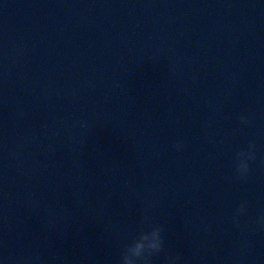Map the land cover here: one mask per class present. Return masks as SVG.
I'll return each instance as SVG.
<instances>
[{
	"label": "water",
	"instance_id": "water-1",
	"mask_svg": "<svg viewBox=\"0 0 264 264\" xmlns=\"http://www.w3.org/2000/svg\"><path fill=\"white\" fill-rule=\"evenodd\" d=\"M145 216L151 264H264V0H0V264H119Z\"/></svg>",
	"mask_w": 264,
	"mask_h": 264
},
{
	"label": "clouds",
	"instance_id": "clouds-1",
	"mask_svg": "<svg viewBox=\"0 0 264 264\" xmlns=\"http://www.w3.org/2000/svg\"><path fill=\"white\" fill-rule=\"evenodd\" d=\"M244 124L250 123L247 117H241ZM178 150L183 147L182 142L174 145ZM255 145H249V151H241L237 154L236 171L241 178H244L250 172L249 161L255 160ZM245 204H241L234 218L239 225L238 216L245 212ZM142 225L147 226L148 230L141 229L139 234L130 242L126 243L120 255L119 264H151L152 258L159 256L165 251V239L163 236L164 228L157 224H152L150 218L145 216L141 221ZM264 223V217L261 218ZM180 255H167L165 264H180Z\"/></svg>",
	"mask_w": 264,
	"mask_h": 264
}]
</instances>
